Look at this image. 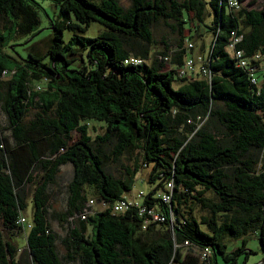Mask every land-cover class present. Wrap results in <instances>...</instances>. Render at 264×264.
<instances>
[{
    "label": "trees",
    "instance_id": "1",
    "mask_svg": "<svg viewBox=\"0 0 264 264\" xmlns=\"http://www.w3.org/2000/svg\"><path fill=\"white\" fill-rule=\"evenodd\" d=\"M55 1L59 12L49 18L44 53L20 62L8 46L33 36L38 2L0 0V113L6 119L0 125V264H209L217 254L235 264L237 255L254 253L244 248L249 234L264 256V3L245 8L238 0L230 10L225 0ZM159 21L176 31L175 45L151 52ZM90 22L101 29L87 35ZM200 26L210 36L209 78H178L175 66L192 50L185 42ZM63 30L70 33L66 41ZM231 32L240 36L234 48L255 68L254 83L227 49ZM81 50L90 66L81 61L69 68ZM129 55L143 62L123 64ZM123 156L133 163L112 174L108 165ZM67 163L66 207L52 215L67 227L59 255L48 201ZM143 167L150 186L137 202L162 213L163 221L139 214L134 204L112 210L115 200L129 198ZM28 184L34 187L26 230L18 218ZM167 189L170 200L163 203L157 194ZM239 238L227 251L226 241Z\"/></svg>",
    "mask_w": 264,
    "mask_h": 264
},
{
    "label": "rangeland",
    "instance_id": "2",
    "mask_svg": "<svg viewBox=\"0 0 264 264\" xmlns=\"http://www.w3.org/2000/svg\"><path fill=\"white\" fill-rule=\"evenodd\" d=\"M119 1L124 6L127 4V0H119ZM37 2H38L37 3L38 4L37 6L38 7L37 8L38 24L36 26L33 36H27V37H21L18 39H14L13 41H10L12 44H14V46L13 47L11 45L8 46L9 48L8 50L10 51L9 53H11L12 56L17 61H20V62L21 60H24L27 57L28 53L37 52V51H39L40 54L44 53L45 45L49 44L50 42L51 27L49 25L50 23L49 18L54 19L56 14H58L59 12L58 3L55 0H37ZM247 2H249V0H245L243 2V5L245 8H250V7L261 8V6L264 3V0H254V3L252 5H248ZM97 28L101 29V26H99L95 22H90L89 27L85 33L87 35H91L93 31H96ZM204 30H206L205 27L200 26L197 29V32L193 36V38L191 37L187 38L193 44L191 54H196V55L201 54L202 55L204 53L203 55L206 56L207 45L209 43L210 36L207 33H205ZM186 32L187 33H184V36L188 35V31ZM189 33L191 34V31H189ZM69 34H70L69 31L63 30V40L64 41L68 39ZM176 36H177L176 31H171L168 26L163 24V22L159 21L157 24L152 26V40L154 43L151 45V48H150L151 52L160 51L162 50L163 46H168V45L174 46L175 45L174 39ZM12 49H14L13 52H12ZM78 53L81 54V58L80 56H78L76 60L68 64V67L72 68L73 66H75L76 62L80 63L81 61H83L86 65L90 66L89 64L90 62L88 60V57L85 51L81 50V51H78ZM260 65L263 69L264 59L261 61ZM194 77H201V76L194 74ZM91 124L93 123H90L89 125ZM0 125H2L3 127L6 126V119L2 113H0ZM3 132L8 133L9 130L5 129ZM94 133L95 132L91 130L90 135L92 136L94 135ZM73 137H75L74 133H72V138ZM132 163H133L132 158L128 159L126 156H123L120 158L118 162L109 164L108 170L114 175H118L119 173L122 174L123 169L127 167L128 165H131ZM147 171L148 170L145 167H143L141 168L139 172L136 173L134 184L131 190L129 191V193L126 194L127 197L129 198L132 197L133 195H135V193L138 190H141L144 193L148 191L150 185L146 181ZM39 176L40 174H36L35 179L37 180ZM70 176H71L70 164L67 163V164L61 165L59 167L57 176L55 177V183H53L50 186L51 188L49 191L50 192V199L48 201V210L50 213L49 222H50L51 228L53 229V231L56 233V236H57L55 245H56V250L59 255H63L65 252V247L62 245L61 239L65 237L66 232H67V227H66L65 222H60L59 220H57L56 216L52 217V215L54 213L62 212L66 207V200L68 196L66 185L70 179ZM33 187H34V184H28L24 187L25 200L27 203V207L23 211V215L25 216L26 222H30V208H31L30 197H31ZM87 197L94 198L91 195H87ZM94 208L98 209L96 208V206ZM26 224L27 223H25L24 226H25V229L27 230L28 227L26 226ZM16 236H17V239H16L17 243L19 247L22 249L24 247V241H23L24 234L22 231H20L19 233L16 234ZM245 242L250 245L248 247H251L252 249H254V251L257 250V252H259L258 243L255 237L248 238ZM230 244H233L232 239H229L226 241L227 251L231 249ZM250 256L251 257L249 258V261L247 262V264H256L258 262L257 260L258 255L257 254L254 255L253 253ZM216 258H217L218 264H229L228 262L222 261L219 254L216 255ZM68 264H75V263L69 262ZM171 264H176V263H171Z\"/></svg>",
    "mask_w": 264,
    "mask_h": 264
},
{
    "label": "built area",
    "instance_id": "3",
    "mask_svg": "<svg viewBox=\"0 0 264 264\" xmlns=\"http://www.w3.org/2000/svg\"><path fill=\"white\" fill-rule=\"evenodd\" d=\"M227 7L230 10H234L237 9L239 6V1L238 0H225ZM231 39L229 41V43L227 44V49L230 52L231 57L235 60V64L239 67H244L247 69V71L249 72V76H250V80L251 82H255L254 77L252 76V72L255 69L254 66H251L248 59L243 57V53L240 49H236L234 48V44L236 42L239 41L240 36L239 35H235L234 33L231 32ZM185 46L186 48H190L192 47V43L191 41H186L185 42ZM262 57L259 54H254V56L252 57V59L257 60V59H261ZM163 59L165 61L168 60V57H163ZM141 62H143V59L138 57V56H133V55H129L127 57H124L122 59V63L123 64H128V65H137L140 64ZM175 72H176V76L178 78H182V77H189L192 76L194 77V74H197L198 76H203V77H208L209 78V70L206 68V57L202 54L199 55H189V56H184L183 60L181 61V63L177 66H175ZM2 75L5 73V71L1 72ZM171 185L170 183H166V187L169 188ZM142 195V191H138L136 198L131 199V198H126V197H122L121 199H117L113 202L112 205V210L113 211H122L124 209L127 208L128 205L130 204H134L138 206V211L139 214L142 213H147L151 216V220L154 221H163L164 220V215L160 212H156L153 211L151 209H146L145 206L138 204L139 199L141 198ZM157 196L160 197L161 201L163 203H167L170 200V192L167 189V191H161L157 194ZM138 200V202H137ZM87 206L92 204V200L89 199L87 201ZM80 217H84V212L80 215ZM20 223H27L26 226L29 227V223L26 222L25 217L24 216H20L18 218ZM184 245L187 244L186 240H183L182 242ZM208 253V250H204L203 252H201V256H204L205 254Z\"/></svg>",
    "mask_w": 264,
    "mask_h": 264
},
{
    "label": "crops",
    "instance_id": "4",
    "mask_svg": "<svg viewBox=\"0 0 264 264\" xmlns=\"http://www.w3.org/2000/svg\"><path fill=\"white\" fill-rule=\"evenodd\" d=\"M186 41H190V40H186ZM204 54V53H203ZM189 55H193V56H195L196 54H191V53H186V55L185 56H189ZM205 56V55H204ZM206 57V56H205ZM264 68V67H263ZM261 73H264V71H262ZM248 238H253V234H249V235H246V236H244L243 237V239L246 241ZM242 239L241 238H239V239H236V240H233V244H230L231 245V249L230 250H233L235 247H237V246H239L242 242ZM248 246H250L249 244H247L246 242H245V246H244V248H245V251H248V250H252L253 252H254V255H258V257H257V260H258V262L256 263V264H264V262H262V260H263V258H264V256L262 255V253H261V251L259 250V252H257V250H255L254 251V249H252L251 247H248ZM259 253V254H258ZM251 255V254H250ZM250 255H248V256H246V257H244L243 259H242V257H241V255L239 256V255H237L236 257H235V264H247V262L249 261V258L251 257ZM214 263H216V264H218L217 263V258H216V256H210V259H209V264H214Z\"/></svg>",
    "mask_w": 264,
    "mask_h": 264
},
{
    "label": "water",
    "instance_id": "5",
    "mask_svg": "<svg viewBox=\"0 0 264 264\" xmlns=\"http://www.w3.org/2000/svg\"><path fill=\"white\" fill-rule=\"evenodd\" d=\"M262 262H264V258H263Z\"/></svg>",
    "mask_w": 264,
    "mask_h": 264
}]
</instances>
